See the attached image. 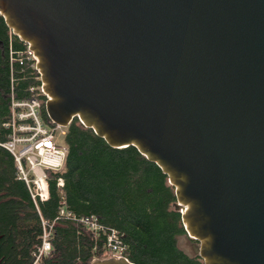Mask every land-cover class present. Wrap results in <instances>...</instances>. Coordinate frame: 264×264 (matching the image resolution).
I'll use <instances>...</instances> for the list:
<instances>
[{
	"label": "water",
	"instance_id": "obj_1",
	"mask_svg": "<svg viewBox=\"0 0 264 264\" xmlns=\"http://www.w3.org/2000/svg\"><path fill=\"white\" fill-rule=\"evenodd\" d=\"M0 15L53 124L156 163L204 264H264V0H0Z\"/></svg>",
	"mask_w": 264,
	"mask_h": 264
},
{
	"label": "trees",
	"instance_id": "obj_2",
	"mask_svg": "<svg viewBox=\"0 0 264 264\" xmlns=\"http://www.w3.org/2000/svg\"><path fill=\"white\" fill-rule=\"evenodd\" d=\"M26 50L0 15V264H34L44 223L54 225L52 249L38 264L108 258L107 236L81 222L91 218L119 233L125 256L134 264H204L199 255L191 257L178 247L187 232L175 188L162 169L134 146L110 147L78 118L67 128L64 170L48 172V200L33 199L13 155L1 145L11 134L5 124L13 100H29L31 89L41 86L31 64L21 65L12 55ZM43 116L50 123L45 109ZM63 207L75 219L61 217Z\"/></svg>",
	"mask_w": 264,
	"mask_h": 264
},
{
	"label": "built area",
	"instance_id": "obj_3",
	"mask_svg": "<svg viewBox=\"0 0 264 264\" xmlns=\"http://www.w3.org/2000/svg\"><path fill=\"white\" fill-rule=\"evenodd\" d=\"M17 54L21 65L31 64L36 71V78L41 82L38 89L32 88V97L29 100L12 102V116L5 127L10 129L9 140L1 144L9 151L17 164L19 176L28 185L31 195L35 201H46L49 198L48 172H62L65 168L67 147L65 136L67 128L55 125L51 121L46 122L43 116L47 96L43 92L41 74L37 68V58L27 44L25 52ZM42 96L45 99H42ZM59 187L64 186L62 179ZM61 217L73 218L66 208H61ZM86 226L95 231H101L107 236V252L115 258H125V247L117 231L106 229L101 226L97 219L81 220ZM44 234L42 245L34 254L35 262L38 264L43 258H47L51 252V238L54 225L44 223ZM128 260V259H127Z\"/></svg>",
	"mask_w": 264,
	"mask_h": 264
},
{
	"label": "rangeland",
	"instance_id": "obj_4",
	"mask_svg": "<svg viewBox=\"0 0 264 264\" xmlns=\"http://www.w3.org/2000/svg\"><path fill=\"white\" fill-rule=\"evenodd\" d=\"M44 100V99H43ZM178 247L187 255L194 257L198 255L200 244L199 242L191 239L188 235L178 239ZM111 254L108 258H111Z\"/></svg>",
	"mask_w": 264,
	"mask_h": 264
}]
</instances>
